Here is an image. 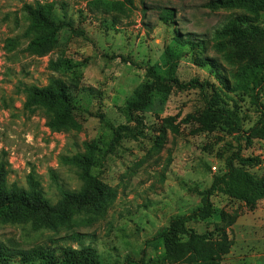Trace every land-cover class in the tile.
Here are the masks:
<instances>
[{
	"label": "rangeland",
	"instance_id": "1",
	"mask_svg": "<svg viewBox=\"0 0 264 264\" xmlns=\"http://www.w3.org/2000/svg\"><path fill=\"white\" fill-rule=\"evenodd\" d=\"M210 0H133L125 12L103 13L90 0H0V161L9 169L8 183L28 186L33 175L45 195L57 202L60 189L82 186L80 169L64 160L96 145L99 160L93 171L116 190L115 198L101 212L77 213L55 228H36L33 220H0V240L16 248L78 243L70 236L86 234L104 264H173L165 256L156 234L178 214H188L202 203L200 191L225 169V159L237 148V132L202 129L204 99L220 79L198 58L214 57L226 69L230 63L213 47V34L240 13L234 7L209 8ZM53 4L59 25L58 44L45 55L27 50L36 36L31 31L27 4ZM166 7L175 10L169 22L161 19ZM93 8V10H91ZM264 26V13L258 18ZM186 38L210 42L205 52L181 44ZM174 52L176 75L181 82L198 79L199 89L174 88L170 94L155 92L152 108L140 113L141 123L129 122L123 112L127 99L155 66L168 77L166 51ZM62 58L69 70H55L51 60ZM61 77L72 87L79 128L53 130L50 112L25 106V86H47ZM229 105L242 106L245 128L257 114L248 100L224 93ZM128 124L132 130L112 144L113 128ZM245 156L259 155L260 166L248 169L264 175V139H256ZM216 167V168H214ZM216 211L208 219H194L188 226L198 233L219 237L224 228L231 247L221 264H264V199L251 209L246 201L216 193ZM134 263V262H132Z\"/></svg>",
	"mask_w": 264,
	"mask_h": 264
},
{
	"label": "trees",
	"instance_id": "2",
	"mask_svg": "<svg viewBox=\"0 0 264 264\" xmlns=\"http://www.w3.org/2000/svg\"><path fill=\"white\" fill-rule=\"evenodd\" d=\"M103 13L125 12L126 5L133 0H90ZM209 8L234 7L247 10L240 13L213 34V47L228 62H238L226 69L214 57L198 58L200 65H209L220 79L222 89L213 86L211 97L204 99L201 117L202 129L212 131L227 129L237 132V148L226 157L225 169L214 175L211 185L200 191L202 203L188 214L174 216L168 226L155 236L163 242L165 256L173 264H221L231 247L230 238L224 228L214 238L209 233H198L188 226L194 219L205 220L216 211L212 197L223 193L246 201L254 209L264 199V175L251 172L248 167L260 166L259 155L242 154L245 148L253 146L256 139H264V26L258 18L264 13V0H210ZM30 30L36 36L29 42L27 50L32 54L45 55L58 44L59 25L53 19V4H27ZM93 10V8H91ZM175 10L166 7L161 19L169 22L175 18ZM177 40L193 49L205 52L210 42L205 39L184 38L177 34ZM169 69L168 77H162L155 66L147 68L146 77L127 99L123 112L129 122L141 123L140 113L152 108L155 92L170 94L174 88L199 89L204 94L207 84L198 79L181 82L176 75L177 60L173 51H166ZM55 70H69L60 58L51 60ZM25 106L29 109L42 106L49 110L48 126L53 130L79 128L75 118L77 104L71 85L61 77H52L47 86L26 85ZM224 93H235L254 107L257 118L248 128L244 127L242 106L235 102L229 105ZM113 128L112 144L132 130L128 124ZM87 153L65 156L64 160L77 165L83 181L79 189H60V198L52 202L45 195L41 183L33 175L28 177V186L8 183L9 169L5 160L0 161V220L21 221L31 219L36 228H55L68 223L77 213H99L115 198L116 190L94 173L99 155L94 143L88 144ZM86 234L74 232L71 238L78 245L51 246L39 244L32 248H16L0 240V264H104L91 245L84 244ZM134 262V263H132ZM133 260L129 264H137Z\"/></svg>",
	"mask_w": 264,
	"mask_h": 264
},
{
	"label": "built area",
	"instance_id": "3",
	"mask_svg": "<svg viewBox=\"0 0 264 264\" xmlns=\"http://www.w3.org/2000/svg\"><path fill=\"white\" fill-rule=\"evenodd\" d=\"M214 168H216V167H214Z\"/></svg>",
	"mask_w": 264,
	"mask_h": 264
}]
</instances>
